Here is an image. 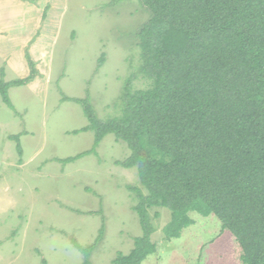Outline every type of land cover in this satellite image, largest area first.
I'll list each match as a JSON object with an SVG mask.
<instances>
[{"label": "rangeland", "instance_id": "1", "mask_svg": "<svg viewBox=\"0 0 264 264\" xmlns=\"http://www.w3.org/2000/svg\"><path fill=\"white\" fill-rule=\"evenodd\" d=\"M28 2L42 8L50 42L46 60L35 62L37 78L9 89L12 108L0 96V264H84L85 255L73 240L93 245L102 227L90 261L113 264L143 234L133 209L137 196L128 189L141 187L137 169L115 164L131 152L109 134L95 153L61 160L95 145L94 130L74 133L90 125L75 100H86L96 117L107 121L123 115L129 79L134 90L151 86L138 73L137 46L150 13L139 0ZM2 71L7 82L30 74L28 64L16 71L0 57ZM189 215L194 224L168 241L164 228L171 211L150 210L157 251L142 264L240 263V249L231 236L221 235L216 216Z\"/></svg>", "mask_w": 264, "mask_h": 264}, {"label": "trees", "instance_id": "2", "mask_svg": "<svg viewBox=\"0 0 264 264\" xmlns=\"http://www.w3.org/2000/svg\"><path fill=\"white\" fill-rule=\"evenodd\" d=\"M139 1L150 17L137 34L138 73L151 86L134 90L129 79L123 115L107 121L75 100L90 125L74 133L94 130L95 145L61 161L95 153L109 134L127 144L130 156L115 164L137 169L141 187L128 189L143 234L113 264H142L156 253L153 208L171 211L168 241L194 224L189 213L214 215L240 249L239 264H264V0ZM26 58L27 77L7 82L0 74V96L11 108L9 89L39 75ZM103 233L87 247L73 240L84 264H92Z\"/></svg>", "mask_w": 264, "mask_h": 264}, {"label": "crops", "instance_id": "3", "mask_svg": "<svg viewBox=\"0 0 264 264\" xmlns=\"http://www.w3.org/2000/svg\"><path fill=\"white\" fill-rule=\"evenodd\" d=\"M42 11L37 3L28 0H0V57L9 68L24 71L27 52L35 62L46 60L50 40Z\"/></svg>", "mask_w": 264, "mask_h": 264}]
</instances>
